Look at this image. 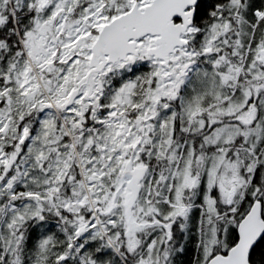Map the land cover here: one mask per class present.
I'll return each instance as SVG.
<instances>
[{
	"label": "snow or ice",
	"instance_id": "6c2138e0",
	"mask_svg": "<svg viewBox=\"0 0 264 264\" xmlns=\"http://www.w3.org/2000/svg\"><path fill=\"white\" fill-rule=\"evenodd\" d=\"M0 264H264V0H0Z\"/></svg>",
	"mask_w": 264,
	"mask_h": 264
}]
</instances>
